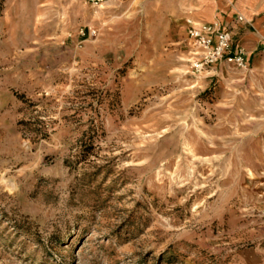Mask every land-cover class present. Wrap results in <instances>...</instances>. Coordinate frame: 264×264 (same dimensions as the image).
<instances>
[{"label": "rangeland", "instance_id": "obj_1", "mask_svg": "<svg viewBox=\"0 0 264 264\" xmlns=\"http://www.w3.org/2000/svg\"><path fill=\"white\" fill-rule=\"evenodd\" d=\"M180 1L0 0V264H264V70Z\"/></svg>", "mask_w": 264, "mask_h": 264}, {"label": "crops", "instance_id": "obj_2", "mask_svg": "<svg viewBox=\"0 0 264 264\" xmlns=\"http://www.w3.org/2000/svg\"><path fill=\"white\" fill-rule=\"evenodd\" d=\"M179 6L182 7L179 17L187 23L185 41L190 23H208L230 30L231 54L238 48L243 49L244 69L225 59L215 63L216 67L228 62L226 64L239 70H264V54L260 51L264 44V0H181ZM237 15H242L244 22H238Z\"/></svg>", "mask_w": 264, "mask_h": 264}, {"label": "built area", "instance_id": "obj_3", "mask_svg": "<svg viewBox=\"0 0 264 264\" xmlns=\"http://www.w3.org/2000/svg\"><path fill=\"white\" fill-rule=\"evenodd\" d=\"M92 4H98L104 0H87ZM238 22H244L242 15H237ZM186 42L191 47L189 51L195 59L192 63L194 70L198 71L215 64L223 59L235 64L238 68H245L244 51L238 48L232 53V37L230 30H221L214 24L199 23L190 24L187 29ZM264 54V44L260 49Z\"/></svg>", "mask_w": 264, "mask_h": 264}]
</instances>
